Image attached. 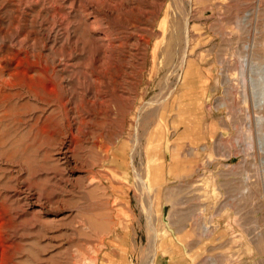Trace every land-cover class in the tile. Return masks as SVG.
Masks as SVG:
<instances>
[{
    "label": "rangeland",
    "instance_id": "rangeland-1",
    "mask_svg": "<svg viewBox=\"0 0 264 264\" xmlns=\"http://www.w3.org/2000/svg\"><path fill=\"white\" fill-rule=\"evenodd\" d=\"M172 252L264 264V0H0V264Z\"/></svg>",
    "mask_w": 264,
    "mask_h": 264
},
{
    "label": "crops",
    "instance_id": "crops-1",
    "mask_svg": "<svg viewBox=\"0 0 264 264\" xmlns=\"http://www.w3.org/2000/svg\"><path fill=\"white\" fill-rule=\"evenodd\" d=\"M183 252L159 253L156 264H194L193 259Z\"/></svg>",
    "mask_w": 264,
    "mask_h": 264
},
{
    "label": "bare ground",
    "instance_id": "bare-ground-1",
    "mask_svg": "<svg viewBox=\"0 0 264 264\" xmlns=\"http://www.w3.org/2000/svg\"><path fill=\"white\" fill-rule=\"evenodd\" d=\"M184 32V31H183ZM190 33H189V26H188V21L185 23V39H186V48L188 47V43H189V40H190V37H189ZM186 48L184 50V53H186ZM183 63H185L186 65L188 64V61H187V55H183ZM190 68V67H189ZM190 76V72L187 71L186 74H185V79H187L188 77ZM122 159V158H121ZM141 183V186L146 189L147 185L146 183L142 180L140 181ZM155 256L156 254H151L148 258V262L146 264H155ZM147 261V260H146Z\"/></svg>",
    "mask_w": 264,
    "mask_h": 264
}]
</instances>
